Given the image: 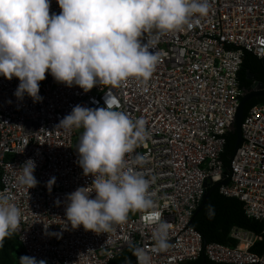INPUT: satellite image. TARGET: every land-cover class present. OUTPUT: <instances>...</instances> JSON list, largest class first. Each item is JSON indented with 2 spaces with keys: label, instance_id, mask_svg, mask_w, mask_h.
Masks as SVG:
<instances>
[{
  "label": "built area",
  "instance_id": "2783aa9c",
  "mask_svg": "<svg viewBox=\"0 0 264 264\" xmlns=\"http://www.w3.org/2000/svg\"><path fill=\"white\" fill-rule=\"evenodd\" d=\"M209 4L207 16L194 18L192 27L162 37L150 49L159 51L160 58L146 84L130 79L118 88L97 85L85 93L46 73L40 82L43 99L34 102L27 94L22 100L14 95L18 78L0 76V193H11L22 211L14 234L27 256L47 264H110L123 252L140 248L150 264H264V252H252L264 230L257 235L234 227L229 237L236 246H229L204 244L192 226L208 189L217 184L221 195L243 203L247 218L264 225V101L244 117L242 142L228 170L222 160L235 113L250 92L239 79L245 57L264 59V0ZM61 11L57 0H50V16ZM142 42L147 43V36ZM106 95L115 97V110L146 121V138L126 159L150 181L154 206L130 212L127 222L109 233L70 225L64 230L67 196L90 186L93 177L84 176L78 163L82 132L58 125L77 105L106 107ZM138 156L142 164H137ZM29 159L36 164L38 181L30 189L18 181L19 169ZM153 211L170 225L165 251L154 249V225L147 219Z\"/></svg>",
  "mask_w": 264,
  "mask_h": 264
},
{
  "label": "clouds",
  "instance_id": "9594fccd",
  "mask_svg": "<svg viewBox=\"0 0 264 264\" xmlns=\"http://www.w3.org/2000/svg\"><path fill=\"white\" fill-rule=\"evenodd\" d=\"M62 11L50 16V0H0V76L20 83L14 95L25 94L41 102L40 82L50 73L54 80L85 93L97 85L118 88L130 79L147 83L158 64L160 39L190 28L194 18L210 11L209 0H57ZM147 36V43L142 39ZM106 107L77 105L58 128L83 129L77 145L79 166L92 176L90 186L67 196L64 230L81 226L96 234L109 233L127 222L130 212L153 208L150 181L128 166L126 157L146 138V121H135L115 110L116 99L106 95ZM143 163L142 157L136 158ZM36 164L27 160L18 181L37 186ZM55 177L49 180L51 190ZM95 193L92 198L91 194ZM11 193H0V248L19 228L22 211ZM59 203V201H57ZM147 219L154 225L156 251L170 247V225L153 211ZM48 226H45L47 228ZM57 235V234H52ZM138 264H150L140 248L134 250ZM19 264H47L21 256Z\"/></svg>",
  "mask_w": 264,
  "mask_h": 264
},
{
  "label": "trees",
  "instance_id": "16d2710c",
  "mask_svg": "<svg viewBox=\"0 0 264 264\" xmlns=\"http://www.w3.org/2000/svg\"><path fill=\"white\" fill-rule=\"evenodd\" d=\"M264 66L262 60L251 54H247L239 75L241 87L251 91L254 81L264 79ZM254 77L253 80L250 78ZM264 98L252 100L245 109V116L250 107L261 103ZM236 134L231 132L227 137L225 153L222 156L224 170L230 167V159L234 154ZM209 196L200 212H196L192 221V226L200 232L204 244L220 243L229 246H236V243L229 237L234 227L243 228L262 235L264 225L262 222L249 219L245 215L244 205L241 201L228 198L220 194L217 186L208 189ZM252 252L261 254L264 252V236L262 241L256 243ZM134 249L127 250L119 255L110 264H135ZM26 253L22 248L18 238L13 234L6 238L4 245L0 248V264H19V258Z\"/></svg>",
  "mask_w": 264,
  "mask_h": 264
},
{
  "label": "water",
  "instance_id": "95a60500",
  "mask_svg": "<svg viewBox=\"0 0 264 264\" xmlns=\"http://www.w3.org/2000/svg\"><path fill=\"white\" fill-rule=\"evenodd\" d=\"M262 64L264 66V59L262 60ZM253 78L254 77L252 76L250 80H253ZM259 98H264V81H254L251 91L247 93L246 96H244L241 99L240 105L235 113V117H236V121L234 124V132L236 134V143H235V148H234L235 153L238 150L242 142L241 126H242L243 119L245 117V109L252 100L259 99ZM225 175H228V171H225ZM228 183H229V180H226L222 184L227 185ZM219 185L220 184H217L216 186H219ZM208 196H209V192L206 195L203 205L206 203ZM202 207L198 209L197 213L201 211Z\"/></svg>",
  "mask_w": 264,
  "mask_h": 264
},
{
  "label": "flooded vegetation",
  "instance_id": "af4514ba",
  "mask_svg": "<svg viewBox=\"0 0 264 264\" xmlns=\"http://www.w3.org/2000/svg\"><path fill=\"white\" fill-rule=\"evenodd\" d=\"M262 76L264 77V73L262 74ZM261 81H264V79H262Z\"/></svg>",
  "mask_w": 264,
  "mask_h": 264
},
{
  "label": "rangeland",
  "instance_id": "374dc122",
  "mask_svg": "<svg viewBox=\"0 0 264 264\" xmlns=\"http://www.w3.org/2000/svg\"><path fill=\"white\" fill-rule=\"evenodd\" d=\"M80 132H83V129H79Z\"/></svg>",
  "mask_w": 264,
  "mask_h": 264
}]
</instances>
